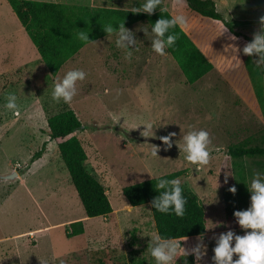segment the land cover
Listing matches in <instances>:
<instances>
[{
  "label": "rangeland",
  "instance_id": "rangeland-1",
  "mask_svg": "<svg viewBox=\"0 0 264 264\" xmlns=\"http://www.w3.org/2000/svg\"><path fill=\"white\" fill-rule=\"evenodd\" d=\"M51 1L119 7L143 3ZM163 6L172 15L183 12V29L217 65L194 83L185 81L169 53L161 56L152 50L144 31L150 33V27L142 22L126 27L135 39L131 59L116 46L114 32L86 43L55 76L46 75L7 0H0V175L17 172L13 179L0 177V264H93L97 256L109 263L156 264L149 249L156 235L150 207L130 206L121 188L182 169L176 179L198 197L206 217L202 239L194 237V246L206 247V254L198 261L189 254L188 264H213L220 233L250 231L241 229L233 212L249 207L248 185L255 173H264V157L233 158L226 149L264 144V92L262 102L255 93L257 86L264 91V76L254 62L258 57L242 52L247 43L242 36L230 39L233 34L222 32L220 21L188 10L185 0H163ZM215 7L235 31L253 36L259 30L264 0H216ZM72 69L87 74L77 81V93L67 104L82 124L75 134L87 155L86 168L107 190L112 207L107 216H84L59 157V139L48 140L42 159L28 165L31 154L48 139L45 106L54 112L63 101L53 100L54 84ZM10 93L17 97L15 113L4 106ZM141 124L152 125L146 133L150 137L143 136L146 126ZM191 129L209 132L208 165L184 159L182 137ZM169 133L176 135L171 137L172 147L166 148L159 137ZM155 145L157 156H152ZM230 186L236 187L235 194ZM74 220H82L84 231L67 237L65 224ZM176 264H184V258Z\"/></svg>",
  "mask_w": 264,
  "mask_h": 264
},
{
  "label": "trees",
  "instance_id": "trees-1",
  "mask_svg": "<svg viewBox=\"0 0 264 264\" xmlns=\"http://www.w3.org/2000/svg\"><path fill=\"white\" fill-rule=\"evenodd\" d=\"M7 2L33 43L46 69V75L49 76H55L66 61L78 53L86 43L108 35L104 26L112 25L115 29L119 23L124 22L127 27L136 22H142L150 27L160 16L172 15L168 10L160 12L157 9L153 14L148 15L143 12L133 13L130 11L132 7L89 6L51 0H7ZM185 2L188 10L198 13L201 17L218 20L222 24L227 23L228 32L235 36H242L247 42L251 41L253 36L241 34L233 29L232 24L225 20L216 9L213 0H185ZM82 31L88 32L89 41L79 39L78 33ZM170 31L176 33L178 39L175 46L167 48L166 52L173 57L187 83H194L213 69L212 61L184 29L176 27ZM259 72L264 76V68H259ZM255 91L257 99L262 102L264 91L258 86ZM44 110L47 114L48 139L44 140L41 147L31 154L28 165L42 156L48 140L59 139L57 142L59 157L68 171L85 216L88 218L107 216L112 211L107 190L86 168L87 155L80 139L75 134V131L82 126L78 116L63 101L60 102L58 110L54 112L47 106ZM226 154L233 158L264 157V144L229 146ZM183 173V169L176 170L129 183L124 185L121 191L130 206L149 205L156 235L159 234L162 240H182V245L190 252L191 237L202 236L206 232L205 210L198 197L180 182L182 195L187 201L183 217L176 216L171 211L169 213L159 212L150 203L162 191L155 188L158 178L172 180ZM65 226L67 237L84 231L82 220L71 221ZM190 255H192L191 252ZM93 264H145V262L138 260L109 263L103 257L97 256Z\"/></svg>",
  "mask_w": 264,
  "mask_h": 264
},
{
  "label": "clouds",
  "instance_id": "clouds-1",
  "mask_svg": "<svg viewBox=\"0 0 264 264\" xmlns=\"http://www.w3.org/2000/svg\"><path fill=\"white\" fill-rule=\"evenodd\" d=\"M244 3V0H242ZM160 12L167 11L163 6V0H143L138 7H132L130 10L133 13L153 14L155 10ZM227 20V17H225ZM187 24V18L183 12H177L175 15L168 17L160 16L150 25V33L147 28L144 29L145 34L150 36L152 50L159 54L165 55L167 48L175 46L178 35L171 32V29L183 27ZM222 32H227V23L221 25ZM104 30L108 34H113L117 37L115 43L118 48L126 50L125 59H131L133 52L130 46L135 44V39L130 29L125 27L124 22L119 23V26L114 29L112 25L104 26ZM221 32V33H222ZM78 37L82 41H89L88 32H79ZM230 39L236 40L235 35H231ZM233 53L237 51L235 45H231ZM242 52L248 56L255 54V65L257 68H264V15L259 17V30L253 33L251 41L247 42L242 48ZM236 57V55H235ZM237 58V57H236ZM238 59V58H237ZM238 61H240L238 59ZM86 73L82 69H72L67 71L62 79L54 84L52 91L53 100L64 103H70L77 93V81H83L86 78ZM17 97L15 94H8L5 108L18 111ZM145 125L144 137L148 130L152 129L151 124ZM137 128V127H136ZM175 133L161 136L159 139L163 142L166 148H171L173 141L171 137ZM183 152L184 159L193 165H208L210 160V144L211 140L209 132L204 129H191L183 135ZM158 146L151 151L152 156H157ZM250 190V205L244 210H234L233 215L237 224L244 231L243 235L237 234L234 230L229 229L222 232L216 238L213 247V256L211 260L213 264H264V173H255L248 185ZM160 191V195L155 197L150 203L153 208L162 213L174 212L176 216L183 217L185 214L186 198L182 195L181 183L178 179L158 178L155 186ZM233 194L236 193V187L230 186L228 189ZM163 238L157 234L151 237L149 249L151 256L155 259L156 264H176L178 258H184V264H188L187 257L194 254L196 260H200L206 254V247L197 244L190 252L182 245V240L170 239L167 242L161 243ZM202 239V236H201ZM234 254L237 258L233 259Z\"/></svg>",
  "mask_w": 264,
  "mask_h": 264
},
{
  "label": "crops",
  "instance_id": "crops-1",
  "mask_svg": "<svg viewBox=\"0 0 264 264\" xmlns=\"http://www.w3.org/2000/svg\"><path fill=\"white\" fill-rule=\"evenodd\" d=\"M215 4H216V0H215ZM217 7H218V6H217ZM217 7H216V8H217ZM222 16H223V15H222ZM224 17H226V16H224ZM201 50L205 53V55L208 57V59H210V60L212 61V63H213V69L216 68L217 65L215 64V62H214V60H213V57H212L211 53H210L208 50L204 49V48L201 49ZM43 154H44V153H43ZM43 154H42V155H43ZM41 159H42V156H41L39 159H37V160H41ZM37 160H35L34 162H36ZM84 216H85V214H84ZM68 223H69V222H68ZM65 225H66V224H65ZM194 237H195V236H192V237H191L192 248L195 247V246H194V245H195V244H194ZM198 237H200V236H198Z\"/></svg>",
  "mask_w": 264,
  "mask_h": 264
},
{
  "label": "water",
  "instance_id": "water-1",
  "mask_svg": "<svg viewBox=\"0 0 264 264\" xmlns=\"http://www.w3.org/2000/svg\"><path fill=\"white\" fill-rule=\"evenodd\" d=\"M15 176H17V172L16 171H11L7 174H2L0 175L1 178L3 179H13Z\"/></svg>",
  "mask_w": 264,
  "mask_h": 264
}]
</instances>
